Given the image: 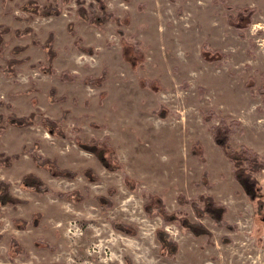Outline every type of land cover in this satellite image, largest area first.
I'll return each mask as SVG.
<instances>
[{
	"label": "rangeland",
	"instance_id": "374dc122",
	"mask_svg": "<svg viewBox=\"0 0 264 264\" xmlns=\"http://www.w3.org/2000/svg\"><path fill=\"white\" fill-rule=\"evenodd\" d=\"M102 1L120 26L80 16L99 14L95 0H0V181L22 201L0 204V264H264V196L258 210L211 135L225 123L233 149L264 158V0ZM31 114L30 125L9 122ZM91 140L118 168L77 144ZM29 174L49 191L26 187ZM254 176L264 195V169ZM200 195L226 208L231 230L201 213ZM149 196L210 237L164 220Z\"/></svg>",
	"mask_w": 264,
	"mask_h": 264
},
{
	"label": "trees",
	"instance_id": "16d2710c",
	"mask_svg": "<svg viewBox=\"0 0 264 264\" xmlns=\"http://www.w3.org/2000/svg\"><path fill=\"white\" fill-rule=\"evenodd\" d=\"M98 5L99 14L92 16L91 18L88 17L84 9L81 8V10H78L80 16L84 17L86 20H89L91 24H95L96 26H101L108 22L109 20H113L117 26H120L122 23L118 18H114L111 13L106 11V6L102 0H95ZM173 1V0H170ZM29 8V7H28ZM30 10L33 9V6H30ZM33 10H37V7ZM44 15H58L59 10L52 7H44L41 11ZM229 16V15H228ZM231 19V16H229ZM117 33L120 35L121 42H123V32L120 29L116 30ZM79 50L84 52H89L91 48L89 49H83L81 47H78ZM47 53L49 60L53 57V51L51 48V45H47ZM135 54L138 56L143 57V54L139 50H135ZM138 56V57H139ZM103 76H100L96 78L94 81L97 83H100L103 81ZM154 82V81H153ZM147 85H150V82L146 83ZM260 94H264V89L258 90ZM31 114L29 117H10L9 122L12 125L15 126H27L32 123V117ZM232 126L239 125L238 122L231 123ZM42 126L49 130L50 134L59 135L60 137H64V134L59 129L58 123L50 120L48 118L43 119ZM232 127L229 125H226L225 123H221L220 125L214 127L211 129V135L212 139L214 141V144L221 149L224 156L227 158V160L232 164L233 167V179L235 182L239 185V187L242 189L245 196L250 200L251 202H254L256 204V207L258 210H260L263 206L262 199H263V192L262 187L260 186L258 180L254 176L255 174L260 173L264 169V158L260 157L256 152H254L252 149L246 147V146H239L238 149H233L229 143L230 140V134ZM77 144L80 146V148L93 153L99 160V162L107 169H116L118 166L112 168L111 164L114 162V155L113 150L108 146L105 142H98V141H89L88 143H82L77 141ZM2 160L6 161L8 160L7 157H4ZM40 164L49 166L50 170L55 171L56 176H63L65 178H73L74 173L66 171V170H59L55 163L53 161H50L48 159H42ZM205 176V174H204ZM22 183L39 193H45L48 190V188L43 184V182L38 178L35 177L32 174L25 175L21 179ZM264 189V188H263ZM59 197L65 196L64 194H57ZM98 200L104 201L109 205L106 200H102V198H99ZM199 200L202 204V210L201 213L207 215L212 221L217 223L218 225L225 226L228 230H231L232 227L229 226L224 222V214L226 212V208L220 204H217L214 199L210 196H204L200 195ZM22 203L19 199H16L11 196L9 185L3 181H0V204L1 205H15ZM149 206L152 208H155L157 211L160 212L162 215V218L166 221L174 220L176 219L181 226L186 228L191 234L194 236H207L210 237L211 233L210 231L205 228L200 223H191L187 218L180 217L177 218L174 214H168L166 213L160 199L156 196H149L148 198ZM181 204L190 203L194 205L195 203L189 202L187 200H183L181 198L180 201ZM195 208V206H194ZM196 209V208H195ZM118 230H120L123 233H129L130 227L123 223H119L115 225ZM157 237L159 239L161 248L163 251H167V255H173L176 253L177 250V244L168 239V236L163 232L158 230L157 231ZM14 246L17 245V243H12ZM45 246L48 248L49 246L45 244Z\"/></svg>",
	"mask_w": 264,
	"mask_h": 264
},
{
	"label": "bare ground",
	"instance_id": "6f19581e",
	"mask_svg": "<svg viewBox=\"0 0 264 264\" xmlns=\"http://www.w3.org/2000/svg\"><path fill=\"white\" fill-rule=\"evenodd\" d=\"M232 264H240V263L235 261L234 259H232ZM244 264H246V263H244Z\"/></svg>",
	"mask_w": 264,
	"mask_h": 264
}]
</instances>
